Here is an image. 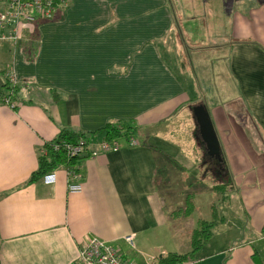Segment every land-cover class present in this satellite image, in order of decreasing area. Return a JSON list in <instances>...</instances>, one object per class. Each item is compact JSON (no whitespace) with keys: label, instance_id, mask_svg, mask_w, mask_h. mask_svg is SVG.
Returning <instances> with one entry per match:
<instances>
[{"label":"crops","instance_id":"1","mask_svg":"<svg viewBox=\"0 0 264 264\" xmlns=\"http://www.w3.org/2000/svg\"><path fill=\"white\" fill-rule=\"evenodd\" d=\"M171 34L183 43L176 51L186 61L167 56ZM188 47L204 53L205 64H194ZM6 65L20 80L14 107L2 102ZM183 66L210 73L206 97L216 99L214 118L227 126L218 136L219 158L234 182L233 200L222 209L225 227L216 230L219 223L184 264H264V0H67L53 18L2 41L0 264H78V248L93 235L119 246L135 264L189 250L195 223L189 228L187 220L197 200L180 168H194L196 143L184 148L166 134L177 110L202 97ZM246 118L255 127V145L241 138L239 144ZM125 123L136 127L137 144L123 136L117 149L90 154L107 124ZM63 127L85 132L86 156L77 160L81 189L69 190L66 170L72 168L63 164L53 168V181L26 182L42 143ZM188 194L195 208L181 215ZM129 232L134 247L123 238Z\"/></svg>","mask_w":264,"mask_h":264},{"label":"built area","instance_id":"2","mask_svg":"<svg viewBox=\"0 0 264 264\" xmlns=\"http://www.w3.org/2000/svg\"><path fill=\"white\" fill-rule=\"evenodd\" d=\"M67 4V0H0V44L9 38L18 39L21 36V30L24 25L29 26L34 22L42 19H50L61 11ZM3 74L8 80L11 88L19 83L14 70L10 65H6ZM30 84L31 79L23 80ZM7 103L10 100L11 89L3 95ZM12 103L11 105H13ZM123 136L102 137L92 143L91 154L96 155L100 150L116 149L122 145ZM129 143H137V139L133 135H129ZM42 143L40 152L46 153V148ZM83 140L68 141L62 140L61 143H55L54 149L62 148L66 154L71 157L80 153L83 149ZM67 180L70 191L81 189L78 181L80 173L76 170L67 168ZM45 181H53L55 178V169L43 175ZM124 240L134 247V233L129 232L123 235ZM75 259L79 264H134V262L126 257L119 247L107 242L98 236H90L78 248Z\"/></svg>","mask_w":264,"mask_h":264},{"label":"rangeland","instance_id":"3","mask_svg":"<svg viewBox=\"0 0 264 264\" xmlns=\"http://www.w3.org/2000/svg\"><path fill=\"white\" fill-rule=\"evenodd\" d=\"M201 16L204 17L205 14L201 13ZM193 23L194 22H192V24ZM197 29H198V27H197ZM197 29L193 30V32L198 31ZM176 33H177V28H176ZM180 38H182V37L180 36L179 39ZM179 39L177 38V42H176L173 34H171L168 37V40L165 43V46L168 49L167 56L169 58H174L178 61H186L185 56H182L180 53H178L176 51V50L181 49L182 47L184 50L183 43H180L181 39L180 40ZM182 39H184V38H182ZM186 45H187V43H186ZM192 50L193 49L191 47H188L186 50V53H185L186 56L189 55L191 61H193L194 64H195V61H196L197 65L205 64V61L208 60L207 56H203V55H205L204 53L197 54V50H198L197 48H196L195 52H193ZM196 57H197V59L199 57L198 62L196 60ZM185 67H186V74H187L188 78L192 77L193 81L197 80L196 81V83H198L197 87H196L197 92L200 91L202 93V98H200V99H202V102H204L206 104V107H207V109L211 115V120L213 122V126H215L214 130H215V132H217L216 135L218 134L217 137L218 136L220 137V133L222 131L221 126H222V128H227V126L222 125V122H221V126H220L219 121L217 123L216 119L214 118L213 107H215V106L213 105V101H215L216 99L214 97L213 98L206 97V92L209 89V86H208L209 82H207V81L210 78V73H209L208 69L204 66H193L194 70H193L192 66H185ZM197 96L201 97L200 95H197ZM204 97H205V99H204ZM188 105L190 106L191 104H187L186 105L187 108H185V109L181 107L179 110H177V112H176L177 117L174 119V121L169 122V126H167V129H166L167 130L166 134L170 138L172 137V138L178 140L180 143H182V145L185 144L184 148H186L188 141L190 142V144H192L193 142L196 143L195 152H194L196 160L194 162V164H195L194 168L193 169L191 168L189 171L184 166H181V168H180V172L182 173V175L186 176L185 180L190 178V182H191L190 188L192 189V191L196 195L195 202L197 200V203H196L197 209H196L195 213H193L191 216L188 217V220H187L189 228H191L192 222L195 223L194 226L192 227V228H194L197 220L200 217H203V218L209 217V209H210V205L212 202L216 203L219 211H221L223 208H225L228 204H230L232 202L233 198H230L231 197L230 192H231V189L234 188V186L233 185L230 186V185L226 184L227 181H223L222 183L226 184L224 186L226 191L223 193L218 192L213 188V186L216 183H219L220 181H222V179L218 178L217 180H215L216 178L214 179V172H212V170H210L209 166H208L209 170L205 171V173H204L205 175L202 173V170L203 169L205 170V168L202 167V164L200 162V160H201L200 158H202V156L204 155V150H203V146H202V139L200 138V136L198 134H196V137H195V131L194 130L196 128V126H195L196 119L194 118L193 112H192V110L190 111V109H189L190 107ZM191 107H193V105H191ZM184 113H185V115H184ZM251 125H252L251 122L248 120V118H246L243 121V123L241 124L242 128H238V131L240 134V137H239V144L240 145H241L240 138H241L242 142L245 144L246 143L249 145H255L256 144V140H254V138H255V135H254L255 134V127L253 125L252 126ZM172 130H176L177 133L172 134L170 136ZM225 132L227 133V131H225ZM220 150L222 152H224L221 144H220ZM185 153H186V149H185ZM171 168H172V165L170 163H167L165 165V172L167 175H170L172 173ZM229 170H230V168L228 167L227 172ZM165 172H164V175H165ZM230 173H231V171H230ZM177 175H180L179 172H177ZM201 175H203V177H201ZM232 182H233V177H232ZM202 185H204L205 188H207V186L211 185L212 188L210 187L209 190H206V189L202 188ZM190 194L193 195V193H190ZM192 195H189V196H191L193 199ZM223 195H227L228 197H225V198L223 197V199H222L221 197ZM185 203L183 201L182 205H185ZM193 204H194V201H193ZM193 208H195V207L193 206ZM181 209L182 208L180 207L178 210L181 211ZM189 214H191V213H189ZM224 227H225V224L222 225V223H221V224H219V226H217L216 230L222 229ZM181 232H182V234L184 233L183 231H180V233ZM115 246H117V245H115ZM125 256L128 257L127 255H125ZM128 258H130V257H128ZM189 261H191V260L189 259Z\"/></svg>","mask_w":264,"mask_h":264},{"label":"trees","instance_id":"4","mask_svg":"<svg viewBox=\"0 0 264 264\" xmlns=\"http://www.w3.org/2000/svg\"><path fill=\"white\" fill-rule=\"evenodd\" d=\"M177 32L179 35L183 38V31L180 26V23L178 21L175 22ZM193 67V66H192ZM194 70V67H193ZM1 87H4V90L7 93L11 89V100H13V93L15 90V87H12L7 85V83L3 82L1 83ZM200 92V91H199ZM4 95V94H3ZM202 95V93H201ZM2 96V95H1ZM4 96H2L3 98ZM202 97L198 96H192L190 97V102L189 104L193 105L196 103H203L206 107V104L202 102ZM191 105L189 106L190 111L192 110ZM207 108V107H206ZM103 131L105 132V137H112V136H129L133 135V133H136V127L133 124L130 123H125L123 125L121 124H107L104 128ZM86 138L85 132H82L80 130L70 128V127H63L60 129L59 133L51 140H47L44 143V146L46 148V153H39L38 155V163L37 167L34 171L31 172L29 177L27 178L26 182H33L37 179H40L41 176H43L45 173L51 171L54 167H56L59 164L66 165L68 167H71L72 169L79 170L78 163L80 164V160L86 154L82 153L77 156H72L69 157L65 153V151L62 148L59 149H54V144L55 143H61L62 140H68V141H80L81 139ZM129 139V138H128ZM88 140V139H87ZM84 142V141H83ZM87 142V141H86ZM89 143V140H88ZM84 150L88 147H86V144L84 142ZM79 159V162L77 163V160ZM224 162V160L222 161ZM223 181H227L226 184L228 185H233L232 182V176L230 173V170L228 171V178L220 181L219 183H216L213 188L218 191V192H225V185L222 183ZM230 196V195H229ZM223 197H228L227 195H223ZM193 199L191 196L187 198V202L185 203L184 206H182L180 213L182 215H188L189 213L192 212L193 209ZM179 211V210H178ZM224 214L221 211H219L217 205L215 202H212L210 205V217L209 218H203L200 217L194 228L191 230L190 234V248L189 250L185 252H178V251H168L164 253L161 256H158L156 262L154 264H184L189 261L191 256L199 251L205 243L210 239V237L213 235L215 231V227L223 222L224 220Z\"/></svg>","mask_w":264,"mask_h":264},{"label":"water","instance_id":"5","mask_svg":"<svg viewBox=\"0 0 264 264\" xmlns=\"http://www.w3.org/2000/svg\"><path fill=\"white\" fill-rule=\"evenodd\" d=\"M192 112L198 125L199 133L205 142L207 153L210 156L220 155L219 140L214 130L210 113L203 103L193 104Z\"/></svg>","mask_w":264,"mask_h":264},{"label":"flooded vegetation","instance_id":"6","mask_svg":"<svg viewBox=\"0 0 264 264\" xmlns=\"http://www.w3.org/2000/svg\"><path fill=\"white\" fill-rule=\"evenodd\" d=\"M198 133H199V129H198ZM199 135H200V133H199ZM202 142H203V140H202ZM204 154H205V158H203V161H204L205 169L209 170V168H208V166H209L210 170H212V172H216V174H218V176H220V178L222 180L227 179L228 175H227L226 167L224 166V162H222V160H220V158L217 156L215 157V156L208 155L207 151H206V153L204 152Z\"/></svg>","mask_w":264,"mask_h":264},{"label":"bare ground","instance_id":"7","mask_svg":"<svg viewBox=\"0 0 264 264\" xmlns=\"http://www.w3.org/2000/svg\"><path fill=\"white\" fill-rule=\"evenodd\" d=\"M10 100H11V97H10ZM12 101V100H11ZM2 102H4L5 104H8V105H10L11 107H14L15 105H16V102L15 101H12V103H14L13 105H11L12 103L10 102V103H7V102H5V100H4V97L2 98ZM201 136V135H200ZM135 137V136H134ZM136 138V137H135ZM219 140V139H218ZM138 142V141H137ZM204 142V141H203ZM205 143V142H204ZM135 144H137V143H135ZM131 145H134V144H131ZM206 146V145H205ZM219 146H220V143H219ZM117 149V148H116ZM109 150H115V149H109ZM105 151H107V150H105ZM82 152H84V145H83V149H82V151L80 152V153H78L77 155H80V154H82ZM66 153V152H65ZM90 154H91V151H90ZM220 154H221V150H220ZM77 155H74V156H77ZM92 155V154H91ZM68 156V155H67ZM92 156H94V155H92ZM72 157V156H71ZM219 157H220V155H219ZM74 170V169H73ZM76 171H78V170H76ZM79 172V171H78ZM80 178H81V174H80V176H79V178H78V180H80ZM117 247H119V246H117ZM120 248V247H119ZM120 250L122 251V249L120 248ZM123 252V251H122ZM124 254V253H123ZM161 256V255H160ZM130 259V258H129ZM132 260V259H131ZM75 261L79 264V261H77L76 259H75ZM133 261V260H132ZM134 262V261H133ZM134 264H135V262H134Z\"/></svg>","mask_w":264,"mask_h":264}]
</instances>
